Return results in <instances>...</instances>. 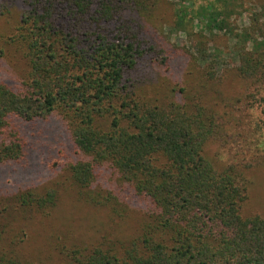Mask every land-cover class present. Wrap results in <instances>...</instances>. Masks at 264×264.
I'll use <instances>...</instances> for the list:
<instances>
[{"label":"trees","instance_id":"1","mask_svg":"<svg viewBox=\"0 0 264 264\" xmlns=\"http://www.w3.org/2000/svg\"><path fill=\"white\" fill-rule=\"evenodd\" d=\"M154 2L21 0L11 42L25 70L12 85L0 80V171L26 158L30 125L59 118L77 154L67 162L69 178L87 200L99 196L90 191L97 178L108 186L115 179L117 192L142 199L145 214L135 235L117 245L103 241L73 251L75 264H264V218L239 212L243 174L235 165L218 169L204 154L208 139L219 138V117L201 96L174 100L181 87L163 99L149 90L150 80L143 84L153 63L167 59L144 20ZM189 2L174 9L173 26L189 37L190 58L213 79L224 61L221 51L213 55L215 47L209 52L211 32L227 33L244 104L252 103L255 124L264 129V43L253 38L264 36L259 17L249 16L248 26L234 33L229 18L240 3ZM194 17L205 23L185 28ZM3 195L7 212L45 214L56 200L53 189L11 190L0 180ZM0 264L39 263L0 249Z\"/></svg>","mask_w":264,"mask_h":264},{"label":"rangeland","instance_id":"2","mask_svg":"<svg viewBox=\"0 0 264 264\" xmlns=\"http://www.w3.org/2000/svg\"><path fill=\"white\" fill-rule=\"evenodd\" d=\"M189 1L202 4L204 0H155L144 16L167 59L162 64L153 63L148 73L145 72L143 84L151 81L153 89L149 90L163 99L172 97L170 88L174 85L183 90L174 98L176 101L184 95L203 98V105L215 113L216 121L219 117L222 129L218 139H208L204 154L218 169L235 165L243 174L246 198L240 204V215L257 214L264 218V129H258L255 124L256 108L252 103L244 104L247 94L242 80L235 74L236 58L231 48L234 40L227 33L211 32L209 52L215 48L213 55L221 51L220 59L224 63L215 68L213 79L204 77L188 54L189 37L184 30L173 26L174 9L180 4L189 6ZM228 1L235 6L240 3L237 12L229 18L234 33L248 26L251 15L259 17L258 23L264 31V0ZM21 8V0H0V80L8 85L14 84L25 70L24 60L11 42ZM202 23L204 19L200 22L199 17H194L184 26L196 31ZM253 38L264 43V36ZM246 45L252 47L253 40ZM212 46L215 48L211 50ZM28 134L26 158L14 169L0 171V180L11 190L26 186L53 189L56 200L45 214L28 210L7 212L4 210L11 206L10 200L0 196V249H11L20 258L39 264H75L73 251L78 255L103 241L117 245L118 240L135 235L145 216L142 199L128 190L117 192L119 187H113L115 179L108 186L105 179L97 178L99 182H93L90 191L99 196L87 200L67 172V162L74 161L77 154L61 119L36 121L30 125ZM101 166L109 169L104 164Z\"/></svg>","mask_w":264,"mask_h":264}]
</instances>
